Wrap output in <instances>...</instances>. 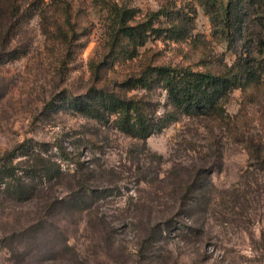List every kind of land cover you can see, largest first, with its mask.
I'll use <instances>...</instances> for the list:
<instances>
[{"label":"rangeland","instance_id":"rangeland-1","mask_svg":"<svg viewBox=\"0 0 264 264\" xmlns=\"http://www.w3.org/2000/svg\"><path fill=\"white\" fill-rule=\"evenodd\" d=\"M116 7L164 29L182 9L194 28L128 58ZM234 59L200 0H0V156L21 145L13 164L33 149L61 168L49 182L26 176L36 187L20 197L0 179V264H264L263 87L233 89L220 119L178 114L145 140L75 103L99 87L158 119L172 110L166 91L129 82L144 67L221 72Z\"/></svg>","mask_w":264,"mask_h":264},{"label":"trees","instance_id":"trees-1","mask_svg":"<svg viewBox=\"0 0 264 264\" xmlns=\"http://www.w3.org/2000/svg\"><path fill=\"white\" fill-rule=\"evenodd\" d=\"M200 3L209 17L214 33L221 34L235 54L231 64H226L221 72H195L186 65L144 67L129 82L150 89L153 87L152 82L156 80L157 86L166 91L172 110L158 119L148 114L142 98L106 91L99 87H93L92 93L75 102L79 108L99 120L108 121L113 117L111 122L116 129L132 138L145 140L178 114L222 118L225 113L224 105L233 89L245 91L249 87L264 88V0H200ZM192 12L195 13L194 10ZM177 14L181 20L178 29H164L154 27L148 19L128 23L126 11L116 7L114 21L117 27L114 39L119 36L127 38L133 45L128 52V58H133L137 54V47L143 46L153 35L165 33L172 37L177 31L183 35L191 34L194 15L189 16L182 9H178ZM90 67L95 74H99L100 64H90ZM18 147L0 156V179L6 180L7 186L12 188V193L17 197L36 187V184L32 186L24 180L26 176L43 183L42 180L49 182L61 173L57 163L50 162L38 150L33 149L25 153L26 160L13 164L12 159ZM254 156L260 161L257 150ZM86 192V188L82 187L70 195L66 203L78 204L80 197ZM63 202L65 201L49 202V211ZM157 229L158 223L151 226L147 241L152 239Z\"/></svg>","mask_w":264,"mask_h":264}]
</instances>
